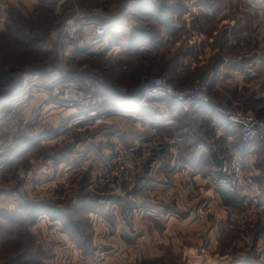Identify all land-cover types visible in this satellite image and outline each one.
<instances>
[{"label":"rangeland","instance_id":"obj_1","mask_svg":"<svg viewBox=\"0 0 264 264\" xmlns=\"http://www.w3.org/2000/svg\"><path fill=\"white\" fill-rule=\"evenodd\" d=\"M149 2L0 0V97L15 89L3 99L9 102L19 97L27 83H36L15 116L19 120L35 116V120L28 118L21 141L31 137L36 140L25 145L0 174V264L264 263L258 253L264 248V223L253 207V199L242 205H227L219 198L215 178L210 177L203 185L177 171L179 166L157 177L173 188L150 189L143 184L150 178L152 166L157 165V151L167 147L171 155L181 154L175 139L157 135L139 148L129 147L115 137L101 135L103 127L118 128L119 122L103 124L95 120L72 126L68 119L56 125L47 120L51 110L46 113L39 105L37 93L45 95V104L54 102L43 89L59 75L50 73L61 68V49L55 43L65 27L82 20L104 22L118 10L130 9L133 13ZM129 24L127 35L109 41L121 45L126 40L160 34L133 18ZM162 34L157 44L162 52L157 59L145 55L141 66L123 65L121 55L111 54L74 64L70 59L61 70L67 77L92 76L97 92L106 93L110 102L94 111L118 104L111 98L113 92L137 93L144 82L157 77L166 78L176 89L192 87L199 79L187 82L172 74L180 67L181 33L172 36L163 30ZM31 77L37 80L33 82ZM208 97L211 100L209 92ZM33 98L29 110L23 111L21 107ZM217 101L264 119L256 111L240 110L228 97ZM21 171H32L38 179L20 178ZM37 204L61 217L33 218V208L29 207Z\"/></svg>","mask_w":264,"mask_h":264},{"label":"crops","instance_id":"obj_2","mask_svg":"<svg viewBox=\"0 0 264 264\" xmlns=\"http://www.w3.org/2000/svg\"><path fill=\"white\" fill-rule=\"evenodd\" d=\"M160 1L164 5L157 6L156 2ZM176 1L151 0L133 13L130 9L118 10L109 20L103 19L114 25L109 36L96 45L75 50L71 64L83 59H104L111 54H118L123 58V65L130 63L141 66L145 55L157 59L162 52L161 49L158 51L157 44L163 36V30L172 36L180 32V67L173 70L172 74L181 76L187 82L195 78L207 82L211 101L228 97L240 110L256 111L264 117V0H179L180 4ZM174 4L179 7H174ZM132 18L160 34L126 40L121 45L109 41L111 37L127 35L125 32ZM130 29L145 30L135 27ZM124 70L121 69L122 72ZM56 73L54 69L50 74ZM136 95L121 90L113 92L111 98L118 104H124ZM37 96L41 99L39 105L44 112L51 110L47 120L56 125L68 119H71L72 126L90 124L95 120L103 124L119 122L118 128L103 127L101 135L115 137L118 142L134 148L156 139L157 135L175 139L182 155H171L167 147L156 152L157 165L155 168L152 166L153 170L148 174L150 178H145L143 183L150 189L173 188L157 177L171 173L176 166H179L177 171L187 173L193 176V181L206 185L210 177L217 181L225 179L232 163L238 162L242 166L244 180L240 194L217 188L219 198L222 199L221 192L229 193L235 198L232 204L239 202L242 205L246 199H253L264 206V139L251 145L243 144L238 130L207 107L186 113L172 103L158 101L146 109L130 110L106 105L97 111L78 114L74 110L57 109L50 102L45 104L47 98L43 93H37ZM34 100L22 106L23 111L29 110ZM24 117L26 120H35V116ZM60 137L61 134L52 141ZM258 253L264 260V248ZM228 264L249 263L233 261Z\"/></svg>","mask_w":264,"mask_h":264},{"label":"built area","instance_id":"obj_3","mask_svg":"<svg viewBox=\"0 0 264 264\" xmlns=\"http://www.w3.org/2000/svg\"><path fill=\"white\" fill-rule=\"evenodd\" d=\"M113 26L109 22L82 20L70 23L62 31L61 36L55 43L61 49L59 54L61 68L57 69V73L54 74L55 76L59 75L51 78L43 89L48 98L54 101L53 105L57 109L87 113L94 111L104 102H110L103 90H99L101 93L97 92L98 87L95 88L97 84H95L92 76L67 77L61 69H63L64 62L72 58L75 50L85 49L106 39ZM31 80L35 82L37 78L31 77ZM35 84L32 82L27 83V88L22 89L23 91H21L16 101H11V103L4 100L0 101V174L10 162L14 161L12 158L25 145L36 140L31 137L32 139H28L27 142L21 141L24 135L21 134V131H23L28 121L25 118L15 119L17 109L25 103L27 92ZM208 92V83L200 79L192 87L176 89L166 78L157 77L144 82L137 92L138 95L130 102L113 104L131 110L146 109L154 102L164 101L176 105L186 113L207 107L218 118L238 130L239 138L243 144L251 145L257 140L264 139V119L251 114H243L237 108L229 107V104L225 101H211ZM76 121L77 118L74 122ZM22 155L25 154L22 153ZM31 172L21 171L18 174L23 179H38V175ZM243 182L242 166L238 162H233L226 172V178L214 181V185L220 189L235 191L240 194ZM246 202H248L247 199ZM253 207L258 216L260 215V221L264 223V206L253 201Z\"/></svg>","mask_w":264,"mask_h":264},{"label":"trees","instance_id":"obj_4","mask_svg":"<svg viewBox=\"0 0 264 264\" xmlns=\"http://www.w3.org/2000/svg\"><path fill=\"white\" fill-rule=\"evenodd\" d=\"M221 197L224 200L225 204H232V201L235 199L233 194L229 193H222L221 192ZM29 208H33L31 210V216L35 218L36 216H50L52 219H58L60 218L61 214H57L56 212H51L48 208H46L43 204H37V205H31Z\"/></svg>","mask_w":264,"mask_h":264},{"label":"water","instance_id":"obj_5","mask_svg":"<svg viewBox=\"0 0 264 264\" xmlns=\"http://www.w3.org/2000/svg\"><path fill=\"white\" fill-rule=\"evenodd\" d=\"M13 93H15V89H13V90H11V91L5 93L4 95H2V96L0 97V100H3V99H5V98L11 96Z\"/></svg>","mask_w":264,"mask_h":264},{"label":"bare ground","instance_id":"obj_6","mask_svg":"<svg viewBox=\"0 0 264 264\" xmlns=\"http://www.w3.org/2000/svg\"><path fill=\"white\" fill-rule=\"evenodd\" d=\"M12 98H13L12 100L16 101L18 97H15V96H14V97H12ZM15 98H16V99H15ZM12 100H10L8 103H11ZM6 102H7V101H6ZM3 103H4V102H3Z\"/></svg>","mask_w":264,"mask_h":264}]
</instances>
